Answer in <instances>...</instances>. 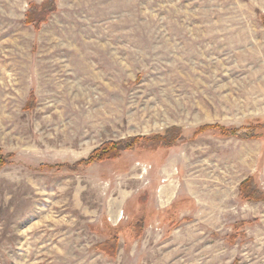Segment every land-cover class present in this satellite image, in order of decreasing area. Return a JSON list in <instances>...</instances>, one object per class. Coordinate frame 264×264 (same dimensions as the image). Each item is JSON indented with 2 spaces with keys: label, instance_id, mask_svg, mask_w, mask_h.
Masks as SVG:
<instances>
[{
  "label": "rangeland",
  "instance_id": "obj_1",
  "mask_svg": "<svg viewBox=\"0 0 264 264\" xmlns=\"http://www.w3.org/2000/svg\"><path fill=\"white\" fill-rule=\"evenodd\" d=\"M0 155V264H264V0H0Z\"/></svg>",
  "mask_w": 264,
  "mask_h": 264
},
{
  "label": "trees",
  "instance_id": "obj_2",
  "mask_svg": "<svg viewBox=\"0 0 264 264\" xmlns=\"http://www.w3.org/2000/svg\"><path fill=\"white\" fill-rule=\"evenodd\" d=\"M52 12L54 10L53 6L50 8L48 7V3H45L41 6H30L29 10L26 12L25 15V23L33 25L35 28H38L39 25L43 22H45L47 11ZM206 129H218L220 132H223L227 135H234L236 131L234 130H223L222 128H219L217 126H203L200 128L199 132L206 130ZM176 129L169 130L164 134L163 136L157 135L151 138H130L124 141H118V142H112V143H106L100 146L98 149L94 150L85 160H82L81 162H78L76 166L79 165H91L93 163H99L103 161L108 160H116L120 157L121 153L130 151L137 146L141 145L142 142L146 144L149 143H155L161 144L164 147H171L175 140L176 135L174 137L173 132ZM253 138H259L260 136H252ZM0 155V165L5 164L9 158L10 155ZM239 196L243 200L248 201H261L264 202V193L261 192L256 184L254 183L253 178H248L247 180L243 181L240 184L239 187ZM103 251L114 255L115 254V246L108 244H105V248H103Z\"/></svg>",
  "mask_w": 264,
  "mask_h": 264
}]
</instances>
